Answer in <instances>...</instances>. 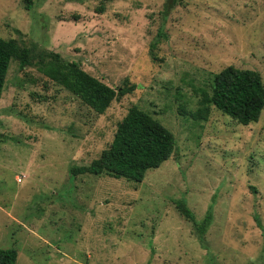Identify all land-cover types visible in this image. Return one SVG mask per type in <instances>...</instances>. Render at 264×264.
<instances>
[{
	"label": "rangeland",
	"instance_id": "rangeland-1",
	"mask_svg": "<svg viewBox=\"0 0 264 264\" xmlns=\"http://www.w3.org/2000/svg\"><path fill=\"white\" fill-rule=\"evenodd\" d=\"M163 1L0 0L1 37L58 52L111 87L137 86L97 114L34 65L9 62L0 248L17 250L15 264H264V108L247 125L214 106L206 120L189 115L227 65L264 84V0H183L164 19ZM133 105L172 131L174 153L141 182L73 175ZM178 199L196 221L212 204L203 242Z\"/></svg>",
	"mask_w": 264,
	"mask_h": 264
},
{
	"label": "trees",
	"instance_id": "trees-1",
	"mask_svg": "<svg viewBox=\"0 0 264 264\" xmlns=\"http://www.w3.org/2000/svg\"><path fill=\"white\" fill-rule=\"evenodd\" d=\"M182 1L164 0L161 10L163 19ZM98 9L103 11L104 5L101 4ZM11 60H16L20 69L34 65L43 76L71 92L97 114H102L113 99L137 87L126 81L120 86L111 87L84 70L79 62L68 60L58 52L38 50L35 45L25 46L15 38L0 36V93ZM210 106L243 125L257 121L264 108V84L260 73L234 65L222 68L213 76L211 91H199L198 107L189 115L196 120H206ZM175 147L172 131L150 113L133 105L117 123L110 145L100 156L87 165L72 166L70 172L73 175L104 174L141 182L146 171L159 167L174 153ZM175 204L178 211L193 222L199 240L203 242L212 220V204L200 221H196L184 199L176 200ZM255 220L261 226L257 215ZM16 258L15 248H0V264H15Z\"/></svg>",
	"mask_w": 264,
	"mask_h": 264
}]
</instances>
